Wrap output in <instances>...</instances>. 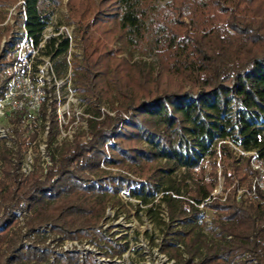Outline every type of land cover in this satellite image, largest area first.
<instances>
[{
  "label": "trees",
  "instance_id": "trees-1",
  "mask_svg": "<svg viewBox=\"0 0 264 264\" xmlns=\"http://www.w3.org/2000/svg\"><path fill=\"white\" fill-rule=\"evenodd\" d=\"M63 1L25 0L16 25L39 45ZM158 1L68 0L83 58L69 61L72 41L60 35L43 49L57 79L72 65L88 130L50 154L51 164L26 173L22 159L39 150V132L25 126L27 110L11 117L14 146L0 142V264H96L75 252L52 260L44 246L51 235L93 236L112 247L107 255L119 253L99 233L108 209L127 218L142 211L177 264H264V192L252 190L249 154L264 162V0H170L157 8ZM22 35L3 50L0 38V97ZM114 43L132 55L148 46L158 62L130 63ZM45 91L39 115L47 121L53 90ZM59 129L54 115L49 136ZM220 181L223 195H214ZM18 210L27 211L22 220ZM44 225L49 234L39 230Z\"/></svg>",
  "mask_w": 264,
  "mask_h": 264
},
{
  "label": "rangeland",
  "instance_id": "rangeland-1",
  "mask_svg": "<svg viewBox=\"0 0 264 264\" xmlns=\"http://www.w3.org/2000/svg\"><path fill=\"white\" fill-rule=\"evenodd\" d=\"M24 1L25 0H16L13 4H7L4 7H0V15L3 18H0V38L2 39V50L5 46V43L10 40L11 36H15L23 30V27L16 25V18L17 16L22 15L21 11L24 10ZM169 1L170 0H159L157 3V8L166 5ZM67 3L68 0H64L60 6L52 8V17L50 23L45 29L44 38L45 36L47 38H51L52 36L58 35L63 36V38H70L72 44L67 58L69 61H71L73 56H78V58L82 59L83 51L79 41L76 40L75 30L77 28V24L75 23L74 19L70 17ZM9 27L11 28V31L7 33V28ZM112 47L116 50V54L119 57H124L130 63H134L135 61L139 60H144L145 62L154 64L158 62V56L156 52L151 50V48L148 46L145 47V51L142 53L135 52L133 55L128 52L119 53L118 50L121 47L119 43L112 44ZM49 62V55L44 49H41L33 64L34 68L30 73L33 84L32 88L35 89V92H41L44 96L45 91L43 88L53 91L50 93L51 95L49 94V96H51L49 104L51 105H49L50 107L47 121L40 117L39 111H32L30 109L27 110L31 117L27 120L25 126H28L32 131L37 130L39 132V137L37 139L39 150H29V152L25 154L22 159V170L27 173L34 170L38 165L46 167L47 164H51L50 154L55 153L57 148L61 147L65 141L72 140L75 132L88 130L87 118L89 115H87L85 111L86 105L82 103L80 95H78L74 90L72 65L69 67L67 76L63 79L57 80L49 68ZM26 91L30 92L31 88L23 85L19 86L18 92H23L24 95L27 96ZM54 108H56V112H54ZM101 110L103 112L109 111V107L107 105H102ZM20 111L23 110H19L18 112ZM15 113L16 109L13 108L12 103H8L4 109H2V106L0 105V142L2 139L6 140L9 147L14 146V125L11 121V117H14ZM54 115H58L60 129L57 132L55 139H52L49 136L48 124L50 120L53 119ZM220 183L221 182L218 183L216 191L221 189ZM128 200H130V202L136 203V200L133 198H129ZM162 208H164V205H162ZM162 214L164 215V213ZM140 216L141 218L137 215H132L130 218H127L124 212L121 211L119 214H117L115 209H110L107 211L106 220L102 224V228H104V231L106 230L108 237L113 238V240L118 242L127 241L130 243L132 250L131 252L126 253L128 254L126 259L128 264H140L143 260V250H137L136 247L139 245L140 248L142 247L148 249V240H150L149 235L152 234L154 237H157L160 233L159 226L148 219L142 211L140 212ZM205 216H207V219H211L213 214L210 210H205ZM108 228L112 229L108 230ZM127 228L128 230H126ZM145 231H149V235H146ZM52 237L54 238V235L50 236V238ZM53 238L51 240L48 239V242L45 243L44 246L52 251V258L55 259L62 251L63 247H60L59 243H53ZM91 239L93 240V236L89 240ZM75 241L80 242L79 240H68V242L65 244L69 248H71L70 245L75 247ZM80 243L78 246H76L78 249L91 251V248H95L91 246L89 249H87L85 244ZM107 251H110V248H108ZM89 258H93L97 264L95 255L91 253L85 256L83 262Z\"/></svg>",
  "mask_w": 264,
  "mask_h": 264
},
{
  "label": "built area",
  "instance_id": "built-area-1",
  "mask_svg": "<svg viewBox=\"0 0 264 264\" xmlns=\"http://www.w3.org/2000/svg\"><path fill=\"white\" fill-rule=\"evenodd\" d=\"M24 6V3H23ZM45 32V31H44ZM19 34H23L22 38L20 40V43L16 47V56L17 61L15 62L14 66L11 69L12 72V78L9 82L8 89L6 93L0 97V105L2 106V109L5 108V106L8 103L13 104V108L16 109V112L19 110H32V111H40L43 97L46 95L45 88V95L43 96V93L41 92H35V89L32 88V80L30 77V73L32 72L34 66L35 59L38 57V54L41 49L45 47V44L49 38L45 36L44 33L41 38V42L39 45L35 44V41L32 37H30L27 33L26 28L23 26L22 32ZM49 68L55 78L57 79L54 71V65L53 62L50 59L49 56ZM25 65L26 69L21 70V66ZM68 74V73H67ZM67 76V75H66ZM60 80V79H57ZM28 86L31 88V91H26L27 96L24 95L23 92H18L19 86ZM4 114V113H3ZM250 155H252V167L255 170V175L252 179V190H261L264 192V162L261 161L258 158V155L255 152H250ZM27 173V172H26ZM221 182V181H220ZM221 189L219 191H215L214 195H223L222 190V182ZM217 190V189H216ZM243 189H238V198L243 194ZM129 191H121L120 196L126 200H128L130 197ZM132 199V198H131ZM200 209H204V205H199ZM110 210V209H108ZM16 214L20 217V219H23V216L27 215V211L18 210L16 211ZM164 217H166V212L164 211ZM208 223H210V219L206 220ZM103 224V223H102ZM104 228H99V233L110 243H113V245L116 246V248L120 251L119 253H116L115 255H107V250L102 249L95 241L94 237L93 240L82 239L79 240L80 242L75 241L76 246L80 244H85L87 246V249L89 247L93 246L95 248H91V251L88 250H81L78 249L76 246L73 247L70 245L71 248H69L65 243L68 242V240L61 241L60 236L54 235L53 243H59L60 247L62 248V251L58 255H66L67 253L76 252L80 255L81 261L85 259V256L89 253L95 255V259L97 260V264H128V261H126L128 254L131 252L132 247H130V243L127 241L118 242L116 240H113V238L108 237L106 230H103ZM112 228H108V230H111ZM39 230L42 233L49 234L50 233V226L44 225ZM128 230V228L126 229ZM150 233L149 231H145L146 235ZM152 235V234H151ZM158 235V234H157ZM50 238L49 240H51ZM155 238V242L152 243L150 240H148L149 246L148 249L140 248L138 245L136 249H142L143 255H142V262L140 264H177V261L174 258L169 257L167 254L163 253L160 249L161 244V236L160 234ZM150 239V238H149ZM48 242V241H47ZM30 243V242H29ZM71 244V243H70ZM104 244V243H103ZM112 247H110V251ZM64 249V250H63ZM94 249V250H93ZM53 260V258H52ZM137 264V263H134Z\"/></svg>",
  "mask_w": 264,
  "mask_h": 264
}]
</instances>
